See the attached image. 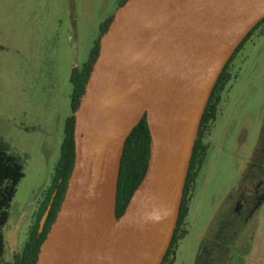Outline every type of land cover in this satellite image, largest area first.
Segmentation results:
<instances>
[{
  "label": "water",
  "instance_id": "1",
  "mask_svg": "<svg viewBox=\"0 0 264 264\" xmlns=\"http://www.w3.org/2000/svg\"><path fill=\"white\" fill-rule=\"evenodd\" d=\"M263 18L264 0H126L118 8L74 114L73 169L36 264H160L210 92ZM143 117L147 168L116 221L119 163Z\"/></svg>",
  "mask_w": 264,
  "mask_h": 264
},
{
  "label": "rangeland",
  "instance_id": "2",
  "mask_svg": "<svg viewBox=\"0 0 264 264\" xmlns=\"http://www.w3.org/2000/svg\"><path fill=\"white\" fill-rule=\"evenodd\" d=\"M120 1L0 0V42L5 45L0 50V146L21 161L24 174L16 187L7 222L2 228L7 253H12V256L16 254L15 250L18 254L21 252L26 241L35 213L50 185L61 143H54L51 148L43 142L54 141L57 115L53 109L57 106L54 98L58 93L57 87L50 84L52 93L48 103L46 96L38 100L39 105L27 95L31 83H37L34 79L45 82L55 63L58 77L62 62V58L59 59L60 48H56V55L53 56L56 42L49 39L46 44L53 54L48 61L50 64H42L43 52L40 48L27 45L30 26L23 29L21 25H16L15 20L19 19V23L25 26L28 22L37 21H45L51 28L59 24L62 27L64 24L67 27L72 23L76 25L80 40L73 59L76 67L80 68L88 60L93 42L99 35V25L115 14ZM258 32L244 43L235 56L231 64V80L219 98L214 122L207 126V150L192 187L183 227L186 234L170 258H173L172 264H195L205 235L210 241H215L218 236L222 239V222L232 217L230 208L235 196L241 186L244 192L253 187L263 164L264 31L261 35ZM61 86H64L62 82ZM45 106L48 111L40 110ZM67 114L70 115L69 107ZM56 140L59 138L56 137ZM21 151L30 155L24 158ZM245 225L242 223L236 231L240 232ZM224 229L228 237L231 229ZM228 248L229 254L234 257L237 251L235 242Z\"/></svg>",
  "mask_w": 264,
  "mask_h": 264
},
{
  "label": "trees",
  "instance_id": "3",
  "mask_svg": "<svg viewBox=\"0 0 264 264\" xmlns=\"http://www.w3.org/2000/svg\"><path fill=\"white\" fill-rule=\"evenodd\" d=\"M125 2L126 0H121L118 3V7H121ZM111 20L112 17L99 25V35L93 42L87 62L83 64L82 67L73 68L71 70L70 84L72 91L70 95V116L66 119L63 127V138L59 147V158L53 169L50 185L35 213V219L30 227L26 241L23 244L21 252L19 254H13L12 264H36L40 247L60 209L67 188V182L74 165V114L79 107L93 63L98 55L100 39L106 32ZM263 23L264 18L253 27L235 48L219 73L210 92L200 118L196 138L192 147L182 189L176 225L169 246L160 264L173 263V258H170L173 257L178 242L186 234V230H184L183 227L186 224L191 191L206 153V146L203 144L202 138L205 135L207 126L215 120L220 94L231 80V63L236 54L242 49L244 43L248 41L254 32L259 30V35L263 33L264 27L259 29ZM149 142V129L145 117H143L126 138L119 163L115 196L116 221L122 216L133 192L145 174L149 158ZM6 150L7 149L0 146V261L4 252L2 228L7 222L8 209L15 195L16 187L24 176L21 161ZM229 226L228 224L227 227ZM231 232H235V234L230 233L227 237L224 233L222 235V237L225 238H222L223 243L222 239L218 238L215 244L216 247L222 248V262L229 259L228 246L235 241L234 237L237 231L233 229ZM216 263H218V261Z\"/></svg>",
  "mask_w": 264,
  "mask_h": 264
},
{
  "label": "crops",
  "instance_id": "4",
  "mask_svg": "<svg viewBox=\"0 0 264 264\" xmlns=\"http://www.w3.org/2000/svg\"><path fill=\"white\" fill-rule=\"evenodd\" d=\"M15 21H16V25H21L23 29L27 27L29 28L30 26L31 30L27 45L34 49L38 47L40 48V50L43 52V55H41L42 64L44 65L50 64L48 63V61H50V56L53 54V52H54L53 56L56 55V48L61 49V51L60 49L58 50V52L61 53L59 59L62 58V62L60 63L61 67H59L58 77H57V65L55 63V65H53V69L51 70V74L46 75L45 77L46 81L43 82L41 80L34 79L35 81H37V83L36 84L31 83L27 92V95L34 100L35 104L40 105L41 103H39L38 100L42 96H46L45 100L47 103L50 102L51 100L50 93H52V91L49 90L50 84L53 83L58 89V93L54 97L58 103L56 102L57 106L53 109V111H56L55 114L57 115V123L55 125L57 129L54 132V141L49 140L47 142V140L45 139H44L45 141H43L45 143L44 145L48 144L51 148H53L54 143L59 144L62 141L63 137L61 138L62 136L61 133L63 134V127L65 121L70 116V115L68 116L67 114V109L68 107L70 108V95L72 91V87L70 84V73L73 68H77L76 65L74 64L75 61L73 58L76 56V51H77L76 46H77V42L80 40V36L77 34L78 29L76 25H74L73 23L69 27H67L65 24L62 27L59 24L56 26V28H51V26L45 21L28 22L27 26H25L22 23H19V19H16ZM49 39L52 40L55 39L56 42V45L53 47L54 51L52 53L51 50H49V46L46 44V42ZM3 46L5 45L0 42V50L3 49ZM54 62H56V59H54ZM50 69L51 66L47 70L48 74L50 72ZM60 74L62 76V80L59 81ZM61 82L62 84H64V86H61ZM47 108L48 107L46 106L45 109L41 107L40 110L46 111ZM56 137H58L59 140H56ZM21 152L24 158L30 155L28 154L27 151H21ZM245 224H246L245 227L241 228L242 230L240 232H237L234 237L235 238L234 242L237 249L234 256L235 263L264 264V200L260 203L258 208L254 210V212L251 214L250 218L247 220ZM14 252L18 254L17 250H15ZM230 256L232 255L230 254ZM0 264H12V253L11 254L7 253L5 240H4V252Z\"/></svg>",
  "mask_w": 264,
  "mask_h": 264
},
{
  "label": "flooded vegetation",
  "instance_id": "5",
  "mask_svg": "<svg viewBox=\"0 0 264 264\" xmlns=\"http://www.w3.org/2000/svg\"><path fill=\"white\" fill-rule=\"evenodd\" d=\"M263 25H264V23L261 25L260 28H262ZM230 74H231V72H230ZM221 94H220V97H221ZM205 135H206V138L204 137ZM205 135L202 138V142L206 146V150H207L206 140H207L208 133L205 132ZM204 138H205V140H204ZM261 153H262L261 156L264 158V150H262ZM202 163H203V161H202ZM258 172L259 173L257 174V178H256L257 180L253 184V187L251 189H249L247 192H244V190L241 186L240 190L238 191L237 195L235 196L234 204H233L232 208H230L231 210L229 209L230 211H232V217H230L228 219H224L222 222V235L226 231V229H224V228H230L231 230H233V229L235 230V229H237L238 226H241L242 223H246L247 220L250 218L251 214L256 209L255 207L258 205V203L262 202L261 200L264 197V159H263V164L260 166ZM228 224L230 225L229 227H227ZM230 233L235 234V232H231V231H230ZM206 237L207 236L205 235V237L202 240L201 250H200L199 256H198L195 264H206V263H209V264H236L235 263V257L230 256V254H229V259L224 260L222 262V260H223L222 248H218L215 245L219 236L217 237V239H215V241L214 240L210 241V238L208 239ZM223 239H225V238H223ZM223 239H222V243H223ZM217 261H218V263H216Z\"/></svg>",
  "mask_w": 264,
  "mask_h": 264
}]
</instances>
